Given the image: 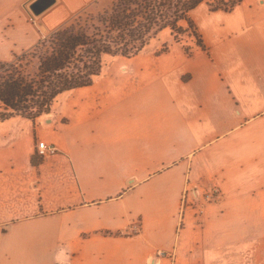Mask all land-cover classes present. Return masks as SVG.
I'll return each instance as SVG.
<instances>
[{
  "label": "crops",
  "instance_id": "obj_1",
  "mask_svg": "<svg viewBox=\"0 0 264 264\" xmlns=\"http://www.w3.org/2000/svg\"><path fill=\"white\" fill-rule=\"evenodd\" d=\"M31 1L0 0V58L98 0H56L36 20L46 33L29 21ZM191 14L204 52L188 57L169 43L114 56L46 116L0 122H30L34 134L20 170L0 164V264L264 261V0L229 12L200 4ZM57 123L90 134L70 155L58 208L31 188L33 170L57 163V147L40 134ZM38 139L56 153L35 159ZM212 187L218 196L201 207ZM158 250L172 257L153 260Z\"/></svg>",
  "mask_w": 264,
  "mask_h": 264
},
{
  "label": "trees",
  "instance_id": "obj_2",
  "mask_svg": "<svg viewBox=\"0 0 264 264\" xmlns=\"http://www.w3.org/2000/svg\"><path fill=\"white\" fill-rule=\"evenodd\" d=\"M240 1L120 0L83 29L59 27L14 61L0 62V122L15 117L33 121L49 114L57 96L92 84L103 57H133L162 30L170 31L188 57L204 52L189 13L200 4L210 12H229ZM183 36L191 40L188 47L181 44Z\"/></svg>",
  "mask_w": 264,
  "mask_h": 264
},
{
  "label": "rangeland",
  "instance_id": "obj_3",
  "mask_svg": "<svg viewBox=\"0 0 264 264\" xmlns=\"http://www.w3.org/2000/svg\"><path fill=\"white\" fill-rule=\"evenodd\" d=\"M120 0H98L95 3H92L88 7L84 8L80 12L73 15L70 19H68L62 26L68 27L69 25H73L75 29L80 30L85 27L90 22V19H95L105 15L108 13L110 9L115 7V5ZM204 7L208 9V7L203 4ZM27 10V9H26ZM194 10V9H193ZM192 10V11H193ZM192 11L189 13V18L192 21ZM29 14V13H28ZM30 22L35 23V19L30 16ZM193 22V21H192ZM181 26L185 27L186 24L184 22L180 23ZM195 25V24H194ZM61 27V26H60ZM196 27V26H195ZM197 30V28H196ZM198 32V30H197ZM50 33V32H49ZM49 33L43 36L41 39L46 37ZM199 33V32H198ZM200 35V34H199ZM40 39V40H41ZM191 40L186 36L182 38V45L184 47H188L190 45ZM171 43L174 44L172 36L170 35V31L165 29L159 32L153 39H151L148 44L144 47V49H149V47L154 48V46L159 50H164L167 48V45ZM158 46V47H157ZM25 52V51H23ZM23 52L19 53L16 56H20ZM4 59L0 58V62H12L15 60V57ZM112 56H105L102 58L101 70L102 67L109 64L112 60ZM141 95H133L131 98L140 97ZM62 103V102H61ZM109 111H104L101 115H107ZM46 116V115H44ZM43 116V117H44ZM94 123V122H91ZM70 131H66L64 125L57 123L51 128H45L44 126H40V131L42 137L47 140H51L52 144L57 147L58 153L55 162L48 163L49 161H45L42 164V169L40 171L33 170V184L31 188L36 190V195L40 194V197L43 202L47 203L48 206L58 208L61 205H64V199L60 196L65 194V185L68 184V180L70 177V170L68 162L70 161L71 153L76 155V152L81 151V138L88 137L90 134H86L87 129L81 130V126L74 124ZM33 132L32 125L30 122H26L24 120H20V122H15L8 124L7 126L0 127V164L5 166H12L17 170H20L26 163L27 158L25 156L26 150L29 149L31 144L33 143ZM67 136V141H66ZM7 138L6 140L4 138ZM11 143H8V141ZM67 142V147H66ZM35 159L40 160V156L35 153ZM18 178L21 177V173H18ZM34 184L37 186L35 188ZM31 189V190H32ZM33 191V190H32ZM23 195H26V192H23ZM137 227V226H136ZM201 264H209V261H201ZM236 261L233 262L235 264ZM264 264V261H243L242 264ZM57 264H65V261H57Z\"/></svg>",
  "mask_w": 264,
  "mask_h": 264
},
{
  "label": "built area",
  "instance_id": "obj_4",
  "mask_svg": "<svg viewBox=\"0 0 264 264\" xmlns=\"http://www.w3.org/2000/svg\"><path fill=\"white\" fill-rule=\"evenodd\" d=\"M34 151L40 157H47V156L54 155L56 153V149L53 146L48 145L47 143H45L44 141L40 139L36 140L34 144ZM218 194H219V190L216 187H212L210 190L206 191L203 194L202 202L200 206L202 207L205 203L215 200ZM171 257H172L171 253L167 251H163V250H158L156 251L155 257L153 258V260L171 258Z\"/></svg>",
  "mask_w": 264,
  "mask_h": 264
},
{
  "label": "water",
  "instance_id": "obj_5",
  "mask_svg": "<svg viewBox=\"0 0 264 264\" xmlns=\"http://www.w3.org/2000/svg\"><path fill=\"white\" fill-rule=\"evenodd\" d=\"M56 0H32L27 4L26 9L29 15L37 20L44 12L50 9ZM36 25L41 29L43 33H46V29L40 21H36ZM52 117H46L45 122L49 121Z\"/></svg>",
  "mask_w": 264,
  "mask_h": 264
}]
</instances>
